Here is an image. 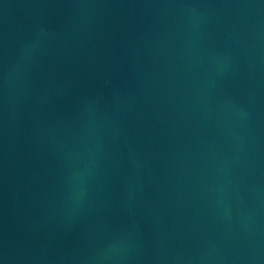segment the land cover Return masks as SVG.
I'll return each mask as SVG.
<instances>
[{
	"label": "water",
	"instance_id": "obj_1",
	"mask_svg": "<svg viewBox=\"0 0 264 264\" xmlns=\"http://www.w3.org/2000/svg\"><path fill=\"white\" fill-rule=\"evenodd\" d=\"M0 264H264V0H0Z\"/></svg>",
	"mask_w": 264,
	"mask_h": 264
}]
</instances>
